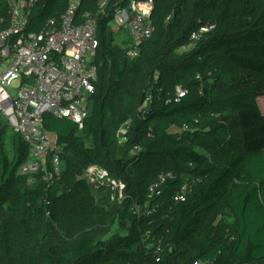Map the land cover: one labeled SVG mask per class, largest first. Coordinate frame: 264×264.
Segmentation results:
<instances>
[{
	"label": "trees",
	"instance_id": "obj_1",
	"mask_svg": "<svg viewBox=\"0 0 264 264\" xmlns=\"http://www.w3.org/2000/svg\"><path fill=\"white\" fill-rule=\"evenodd\" d=\"M79 1V18L100 8ZM67 5L36 0L24 32ZM113 7L97 20L82 128L43 115L57 180L19 173L29 146L0 115V264H264V0H153L134 58L115 42ZM9 18L0 0V32ZM90 166L124 184L121 202L89 183Z\"/></svg>",
	"mask_w": 264,
	"mask_h": 264
},
{
	"label": "built area",
	"instance_id": "obj_2",
	"mask_svg": "<svg viewBox=\"0 0 264 264\" xmlns=\"http://www.w3.org/2000/svg\"><path fill=\"white\" fill-rule=\"evenodd\" d=\"M101 1L96 13L79 18L80 1L68 0L58 20L49 19L39 33H25L27 16L36 0H8L10 23L0 32V115L29 146V158L19 167V173L28 175L30 183L35 181L33 176L40 174L41 180L50 185L61 171V148L55 134L44 128L43 115L67 118L82 128L88 114V95L96 79L91 62L98 45L97 20L105 14L108 4L114 6L110 26L124 29L130 36V43L125 45L130 58L138 55V46L153 31V0ZM138 150L134 148L131 153ZM85 175L107 185L116 192L117 202L122 201L124 184L109 178L104 169L90 166ZM165 178L161 174L149 187L150 193ZM188 189L185 184L176 200L183 201ZM133 208L138 214L139 206L135 204Z\"/></svg>",
	"mask_w": 264,
	"mask_h": 264
},
{
	"label": "rangeland",
	"instance_id": "obj_3",
	"mask_svg": "<svg viewBox=\"0 0 264 264\" xmlns=\"http://www.w3.org/2000/svg\"><path fill=\"white\" fill-rule=\"evenodd\" d=\"M101 3H103V1H100L99 5H101ZM113 27H114V25L110 26L111 30H113V32L115 34V42L119 45L125 46L127 44V42L130 40V36H129L128 32L124 29H116ZM190 49H191V47H188L186 50H190ZM258 106H259L260 111L264 114V98H260L258 100ZM124 129H125V127H123L121 132L119 131V139L123 142H124V139H123L124 138V131H123ZM8 150L10 152V148H8ZM84 177H86L88 179L89 183H91L94 188L98 189V188H102L103 186H105V188L109 189L107 185L99 184L98 181L94 180L93 178L88 177L87 175H85ZM109 191H110V193H109L110 201L113 203L117 202V200H119V199L117 197L116 192H114L110 189H109Z\"/></svg>",
	"mask_w": 264,
	"mask_h": 264
},
{
	"label": "crops",
	"instance_id": "obj_4",
	"mask_svg": "<svg viewBox=\"0 0 264 264\" xmlns=\"http://www.w3.org/2000/svg\"><path fill=\"white\" fill-rule=\"evenodd\" d=\"M130 43V40L127 42V44L126 45H128Z\"/></svg>",
	"mask_w": 264,
	"mask_h": 264
}]
</instances>
